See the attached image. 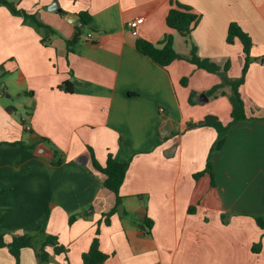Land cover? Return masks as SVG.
Masks as SVG:
<instances>
[{
  "label": "crops",
  "instance_id": "0c3cea01",
  "mask_svg": "<svg viewBox=\"0 0 264 264\" xmlns=\"http://www.w3.org/2000/svg\"><path fill=\"white\" fill-rule=\"evenodd\" d=\"M170 1L0 2V233L9 240L44 228L66 247L58 254L47 247L48 264H83L97 226L109 255L102 264H264V232L254 219L264 217V0H177L200 15L190 43L220 66L230 61L229 78L244 63L240 40L226 42L229 23L252 39L240 91L254 117L233 123L211 153L215 129L186 125L206 114L227 122L230 87L207 95L219 74L182 59L160 67L135 48L137 38L159 43L172 33L175 50L189 53L191 44L166 24ZM79 12L90 15L88 23ZM136 16L144 20L133 35L125 24ZM66 81L72 92L58 88ZM88 146L101 164L108 153L129 160L122 206L109 224L103 214L115 195L92 168ZM207 159L214 184L206 172L193 176ZM39 244L22 248L19 264H38ZM0 264H15L7 247Z\"/></svg>",
  "mask_w": 264,
  "mask_h": 264
},
{
  "label": "trees",
  "instance_id": "16d2710c",
  "mask_svg": "<svg viewBox=\"0 0 264 264\" xmlns=\"http://www.w3.org/2000/svg\"><path fill=\"white\" fill-rule=\"evenodd\" d=\"M0 2H5L6 0H0ZM14 11L18 9L11 5ZM23 11V10H22ZM24 14H27L23 11ZM32 16V15H31ZM79 20L84 23H88L90 20V15L86 12L78 13ZM200 15L194 11V9L184 3H181L177 0L170 1V7L168 9L166 15V24L171 30H175L180 33L186 42L190 43L191 31L197 24ZM80 35V30L77 28L75 35L72 39L67 40V48L70 50V46L74 44ZM235 38H238L242 44V49L244 52V63L242 66L241 75L237 78H229L226 76V71L230 66V61H226L222 66L216 64L206 57H202L198 54V50L196 45L191 44V48L188 54H180L173 47V34L167 33L162 41L159 43H152L143 38H137L135 40V48L149 60L160 67H166L171 62L176 59H182L186 62L192 64L195 68L203 69L207 72L216 73L221 76V80L219 83L213 85L209 90L206 91L207 95H212L213 93L219 91L225 85L230 87L229 99L231 103V110L229 114V120L225 123L221 122L217 116L213 114H206L197 122H189L186 125L187 128L192 127H200V126H211L216 131V137L212 142L209 153L219 150L225 142L226 134L230 126L244 119L253 118L254 115H248L245 109V103L241 96V86L244 82L245 73L248 69V65L250 62V49L252 46V39L250 35L244 31L239 24L236 22H230L227 28L226 34V42L232 43ZM186 77L181 79V82L185 84ZM58 88L66 91L72 92V84L68 81L60 84ZM194 91H190L188 101L190 103H194ZM264 118V115L262 116ZM22 125H25L24 120L21 119ZM90 151V159L91 166L94 170L101 172L104 175L103 185L112 191L115 195V202L113 207L103 214L104 223L109 224V217L119 211L122 206V196L119 193V189L121 184L125 179V175L129 166V160L125 162L117 161L111 153L107 154L106 160L103 164L99 163L95 158L92 149L88 146ZM55 159L52 160V163L55 165H59L62 162V157L58 154L57 150H54ZM204 172L208 173L211 178V184H214L213 173L211 171V164L207 159L205 168L193 176L197 178ZM123 215H126L127 212L125 210H121ZM78 214H72L68 218V223L71 224ZM225 213L221 214V218L223 223H226ZM256 224L263 230L264 232V217H255ZM145 224H147V231H149L152 220L149 218L145 219ZM99 233L100 228L97 226L95 230V234L90 242L89 248L84 251L81 255V259L83 264H102L109 255L104 253L99 248ZM36 240L40 241L38 248L36 249V257L38 260V264H48L51 253L47 249V247L52 248V252L54 254H58L60 252H65L66 247L59 244L57 237L54 235L46 234L44 232V228H41L37 233H23L18 235H12L9 240H6L5 234L0 233V247H7L9 253L14 257L15 264H19V256L20 251L24 247H33L34 242ZM260 242H256L252 246V250L257 252L260 248Z\"/></svg>",
  "mask_w": 264,
  "mask_h": 264
},
{
  "label": "built area",
  "instance_id": "2783aa9c",
  "mask_svg": "<svg viewBox=\"0 0 264 264\" xmlns=\"http://www.w3.org/2000/svg\"><path fill=\"white\" fill-rule=\"evenodd\" d=\"M144 18L142 16H136L132 19H130L129 21L126 22L125 27L127 28V30L133 34V35H137L138 31H139V26L140 24L143 22ZM87 38L91 37V33H87ZM160 111H163V107H159Z\"/></svg>",
  "mask_w": 264,
  "mask_h": 264
},
{
  "label": "rangeland",
  "instance_id": "374dc122",
  "mask_svg": "<svg viewBox=\"0 0 264 264\" xmlns=\"http://www.w3.org/2000/svg\"><path fill=\"white\" fill-rule=\"evenodd\" d=\"M27 118V114L24 108L19 107V125H21V118ZM224 122V121H223ZM225 123V122H224Z\"/></svg>",
  "mask_w": 264,
  "mask_h": 264
},
{
  "label": "water",
  "instance_id": "95a60500",
  "mask_svg": "<svg viewBox=\"0 0 264 264\" xmlns=\"http://www.w3.org/2000/svg\"><path fill=\"white\" fill-rule=\"evenodd\" d=\"M202 95L204 96V97H206V95H205V93H202ZM206 99H207V97H206ZM53 154H54V152L53 151H51V155L53 156ZM83 162H85L86 161V157H83Z\"/></svg>",
  "mask_w": 264,
  "mask_h": 264
}]
</instances>
